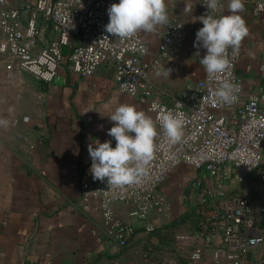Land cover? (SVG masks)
<instances>
[{"label":"built area","instance_id":"2783aa9c","mask_svg":"<svg viewBox=\"0 0 264 264\" xmlns=\"http://www.w3.org/2000/svg\"><path fill=\"white\" fill-rule=\"evenodd\" d=\"M203 2L200 16L207 11ZM112 3L118 0H0V64L6 78L29 76L49 85L67 60L72 72L94 89L146 99L154 121L161 109L179 111L184 120L182 141L169 145L158 136L154 158L139 184L108 189L100 181L85 183L82 201L97 204L110 243L125 249L135 236V228L113 211L119 203L132 208L150 236L151 247L160 248L156 233L162 222L154 219H170L171 208L159 189L186 168L190 171L186 193L187 197L194 194L190 207L196 216L195 228L177 236V245L190 251L186 264H262L253 255L264 244V49L259 66L262 83L256 97L243 96L244 80L236 72L242 44L231 67L219 75L220 80L239 86L235 103H219L211 95L217 80L206 79L205 73L201 80L172 94L154 83L151 75L173 56L175 48L185 47V25L179 21L164 25L158 55L146 61V33L121 42L105 32L106 10ZM252 3L253 17L264 23V0ZM46 23L56 39L40 47V30ZM192 49L196 54L198 49ZM199 52L202 57L204 50ZM129 86H134V93ZM176 102L181 103L179 109ZM251 180L259 186L256 202L234 192Z\"/></svg>","mask_w":264,"mask_h":264},{"label":"crops","instance_id":"0c3cea01","mask_svg":"<svg viewBox=\"0 0 264 264\" xmlns=\"http://www.w3.org/2000/svg\"><path fill=\"white\" fill-rule=\"evenodd\" d=\"M186 2L192 13L184 12ZM222 2L227 14L226 0ZM167 5L169 22L185 25L187 43L184 48H175L173 56L164 63L171 69L169 78L154 73L151 80L177 94L181 90L173 92L166 87H181L204 77V71L197 67L196 59L200 57L192 49L195 33L202 27L199 21H192L200 16V0H167ZM252 8V0H243L239 12L248 29L236 70L244 80L245 98L256 97L262 83L259 66L264 23L253 17ZM163 27L146 33V61L157 57ZM54 39L51 25L43 24L39 46ZM120 104L133 105L153 118L146 99L94 89L72 72L67 60L49 85L29 76L9 80L0 64V118L10 121L8 127H0V264H109L129 259L136 247H151L150 236L142 230L131 207L113 205L116 217L136 230L127 248L121 249L106 237L97 204L82 201L83 184L99 182L93 181L89 173L88 145L94 138L101 142L111 139L106 133L113 123L102 116ZM182 171L185 178L180 177ZM182 171L170 176L159 189L170 205V219L185 210L184 197L189 211L194 199V194L187 197V193H177L178 183L185 182L186 172H190L186 168ZM161 220L154 219L162 222L160 231L168 224L166 218ZM258 249L253 255L256 261Z\"/></svg>","mask_w":264,"mask_h":264},{"label":"clouds","instance_id":"9594fccd","mask_svg":"<svg viewBox=\"0 0 264 264\" xmlns=\"http://www.w3.org/2000/svg\"><path fill=\"white\" fill-rule=\"evenodd\" d=\"M202 4L207 10L206 14L192 18L193 22L202 24L195 33L193 46L198 49L195 55L200 57L199 64L206 79L217 80L211 95L222 105L230 106L238 98L239 86L230 80H220L219 75L231 67L232 59L248 34L246 24L239 15L243 0H226L227 14H224L222 0H204ZM185 5L184 12L192 13L189 4L186 2ZM167 9V0H118L106 10L109 19L104 30L121 42L140 32L152 33L158 26L169 23ZM199 49L204 50L202 57ZM139 50L144 51L143 48ZM170 71L165 66H157L155 75L169 78ZM124 87L121 85V89ZM129 88L134 93V86ZM180 106L181 103L176 102V108ZM102 117H107L113 123L106 133L111 139L101 142L94 138L87 150L91 160L89 173L93 181L106 183L108 189L141 182L154 158L158 136L162 135L169 145H176L184 135V120L179 111L161 109L154 121L135 106L120 104ZM9 124L8 119L0 118V127L6 128ZM113 141L115 147L112 146Z\"/></svg>","mask_w":264,"mask_h":264},{"label":"rangeland","instance_id":"374dc122","mask_svg":"<svg viewBox=\"0 0 264 264\" xmlns=\"http://www.w3.org/2000/svg\"><path fill=\"white\" fill-rule=\"evenodd\" d=\"M196 60L198 63V70L202 71L203 69L199 64V60ZM195 74H197V72ZM189 82L192 83L193 81ZM188 84L189 83L187 82L181 87L170 86L166 88L169 91L178 92ZM181 171L182 170L179 172ZM188 174L190 173L186 172V175L190 176ZM205 176L206 178H209L208 174H205ZM180 177L185 178L183 171L180 173ZM188 180L189 179H187L185 182L180 181L178 183L180 190L177 193L182 194L184 192V196H186ZM258 191V184L251 180L247 184L240 186L237 190V194L249 196L253 202H256L259 195ZM182 201H184L183 204L185 210L180 214H174L171 219H167L166 223L168 224L163 226L161 231L159 230L156 233V236L160 242V248L153 249L150 246L136 247L131 251L130 256H133H131L129 259H125L123 262L121 260L116 263L110 262L109 264H186L190 251L188 249L180 248L177 245V236L181 233L191 232L195 228L196 217L187 209V200H185V197ZM172 225L175 226L171 227ZM257 259L258 261H263L262 264H264V245L259 247Z\"/></svg>","mask_w":264,"mask_h":264},{"label":"trees","instance_id":"16d2710c","mask_svg":"<svg viewBox=\"0 0 264 264\" xmlns=\"http://www.w3.org/2000/svg\"><path fill=\"white\" fill-rule=\"evenodd\" d=\"M68 54H69V50H68V49H65V50H64V55L67 56ZM237 190H238V189H236L234 192L237 193ZM190 212L193 213V215L195 216L194 211H193L192 209H190ZM195 217H196V216H195ZM183 221H184V220H183ZM174 226H175V225H172L171 227H174Z\"/></svg>","mask_w":264,"mask_h":264}]
</instances>
